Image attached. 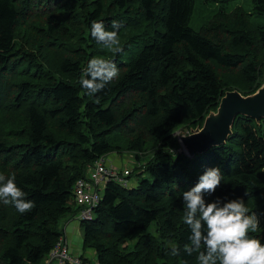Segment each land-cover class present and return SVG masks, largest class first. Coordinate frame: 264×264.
I'll use <instances>...</instances> for the list:
<instances>
[{
  "label": "trees",
  "instance_id": "16d2710c",
  "mask_svg": "<svg viewBox=\"0 0 264 264\" xmlns=\"http://www.w3.org/2000/svg\"><path fill=\"white\" fill-rule=\"evenodd\" d=\"M195 5L0 0V174L14 175L35 203L20 213L0 200V264L55 263L50 252L69 238L61 222L79 211L76 181L113 152L151 157L129 175L141 170L137 184L108 182L92 219L80 221L98 264H199L183 251L190 229L182 195L208 168L219 167L222 180L207 202L242 197L264 217V118L238 115L227 142L201 154L180 150L175 135L202 127L226 91L249 95L264 83V24L254 20L264 18V0H253V12L222 6L200 29L190 24ZM93 21L108 31L116 21L125 40L122 52L103 58L118 77L89 95L81 76L106 49L91 36ZM249 235L264 243V228ZM173 246L179 255H170Z\"/></svg>",
  "mask_w": 264,
  "mask_h": 264
},
{
  "label": "clouds",
  "instance_id": "9594fccd",
  "mask_svg": "<svg viewBox=\"0 0 264 264\" xmlns=\"http://www.w3.org/2000/svg\"><path fill=\"white\" fill-rule=\"evenodd\" d=\"M112 28L108 31L102 21H93L91 36L110 52L118 54L123 51L118 38L119 24L113 21ZM118 75L119 69L114 62L94 57L89 61L80 83L87 94L94 95ZM221 180L219 167L208 168L195 186L183 192V220L190 229V244L185 245L183 251L188 255L197 253L199 264H264V243L249 235L258 230L259 217L254 212L249 213L244 199L205 200V194H213ZM25 197L26 193L17 186L14 175L0 174V200L5 205L13 204L20 213L30 212L35 203ZM202 245L204 250H201ZM179 252L173 246L170 255L177 256Z\"/></svg>",
  "mask_w": 264,
  "mask_h": 264
},
{
  "label": "water",
  "instance_id": "95a60500",
  "mask_svg": "<svg viewBox=\"0 0 264 264\" xmlns=\"http://www.w3.org/2000/svg\"><path fill=\"white\" fill-rule=\"evenodd\" d=\"M238 115L249 116L258 122L264 118V83L249 95H243L236 89L226 91L217 109L211 110L205 117L203 126H197L189 134L181 136L182 151L195 155L225 144L233 133Z\"/></svg>",
  "mask_w": 264,
  "mask_h": 264
},
{
  "label": "rangeland",
  "instance_id": "374dc122",
  "mask_svg": "<svg viewBox=\"0 0 264 264\" xmlns=\"http://www.w3.org/2000/svg\"><path fill=\"white\" fill-rule=\"evenodd\" d=\"M222 6H224L227 10H233L235 9L237 6H244L246 8V10H248L249 12H253V0H235L232 1L228 4H222L216 1H207V0H196V5H195V9L192 15V19L190 21V24L193 28L195 29H200L203 25L207 24L212 15L218 11ZM255 22L260 23V24H264V18L260 17V16H255L254 17ZM123 21H127L126 18H123ZM127 34L126 36H128L130 34V32L128 30H126ZM120 40V44L122 45V43L125 40L124 37V33L119 37ZM108 49L106 48H99L98 54L97 56H99V58H105L106 53ZM187 128H185L184 126L178 128L175 132V136L176 139L178 140V145H180V150H183L184 147H182L181 145V136L182 135H186L189 134L191 130H189ZM109 158L108 161L110 164H114L118 167H121L122 169H130L132 174V171L135 169H138V167L142 164L145 163V161L148 159V157H151V154L147 155V157H145L143 155V158L145 159V161L139 162L136 158V151L135 150H130L127 151L125 150V152H113L111 154H109ZM141 170H137L136 174L133 175L130 178V183L132 184H137L138 178H137V174L140 172ZM141 175H139L138 177H140ZM144 176H147V173L144 174ZM102 193H104V188L102 187ZM73 208L77 210V204L73 203L72 204ZM77 212V211H76ZM77 215L78 212L75 215L72 216H68V222L66 223V219L62 220L61 225L62 224H66L65 228H69L70 224L75 225L76 229H73L74 232L72 233V237H70V235L68 234V239L70 240V247H71V254L73 256H78L80 254H86L87 257H89L92 261V264H96L97 263V258L96 255L93 254V252L91 250H89V252L85 251L84 249V228L81 226L79 219H77ZM259 217V221H260V225L259 228H264V217L256 214ZM133 245V242H132ZM91 249V248H88Z\"/></svg>",
  "mask_w": 264,
  "mask_h": 264
},
{
  "label": "built area",
  "instance_id": "2783aa9c",
  "mask_svg": "<svg viewBox=\"0 0 264 264\" xmlns=\"http://www.w3.org/2000/svg\"><path fill=\"white\" fill-rule=\"evenodd\" d=\"M109 154L100 157L88 169L85 177L79 178L74 185L75 203L79 211V221L90 220L95 214V209L101 202L105 187L110 181L120 182L125 187H130V169H122L108 161ZM50 259L55 260L53 264H91L81 257L73 256L70 252V240L62 237L50 252ZM98 264V263H97Z\"/></svg>",
  "mask_w": 264,
  "mask_h": 264
},
{
  "label": "crops",
  "instance_id": "0c3cea01",
  "mask_svg": "<svg viewBox=\"0 0 264 264\" xmlns=\"http://www.w3.org/2000/svg\"><path fill=\"white\" fill-rule=\"evenodd\" d=\"M73 229H76L75 225L70 224L69 228L66 229V235L68 236V234L70 235V237H72V233L74 232ZM73 231V232H72ZM82 255V254H80Z\"/></svg>",
  "mask_w": 264,
  "mask_h": 264
},
{
  "label": "bare ground",
  "instance_id": "6f19581e",
  "mask_svg": "<svg viewBox=\"0 0 264 264\" xmlns=\"http://www.w3.org/2000/svg\"><path fill=\"white\" fill-rule=\"evenodd\" d=\"M189 131V130H188Z\"/></svg>",
  "mask_w": 264,
  "mask_h": 264
}]
</instances>
